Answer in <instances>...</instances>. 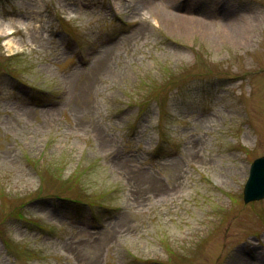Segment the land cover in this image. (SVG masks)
Wrapping results in <instances>:
<instances>
[{
	"label": "rangeland",
	"instance_id": "rangeland-1",
	"mask_svg": "<svg viewBox=\"0 0 264 264\" xmlns=\"http://www.w3.org/2000/svg\"><path fill=\"white\" fill-rule=\"evenodd\" d=\"M15 20L0 264H264V199H243L264 156V0H0Z\"/></svg>",
	"mask_w": 264,
	"mask_h": 264
},
{
	"label": "water",
	"instance_id": "water-1",
	"mask_svg": "<svg viewBox=\"0 0 264 264\" xmlns=\"http://www.w3.org/2000/svg\"><path fill=\"white\" fill-rule=\"evenodd\" d=\"M264 198V157L251 166L250 176L244 189L245 202Z\"/></svg>",
	"mask_w": 264,
	"mask_h": 264
},
{
	"label": "bare ground",
	"instance_id": "bare-ground-1",
	"mask_svg": "<svg viewBox=\"0 0 264 264\" xmlns=\"http://www.w3.org/2000/svg\"><path fill=\"white\" fill-rule=\"evenodd\" d=\"M183 16H181L182 18H180L179 20L182 21L184 24L186 25H190L191 27H198V29L202 30V31H209L212 28L208 25H200L198 23L195 22V16H192V14H181ZM187 15V16H185ZM20 20H15L12 23H5V22H1L0 21V35H10L14 32V28L12 27L11 24H15L17 27H20L22 29H25L24 27V23L23 22H17ZM221 30V29H220ZM221 35H223L224 33L222 31H220ZM17 45V44H16Z\"/></svg>",
	"mask_w": 264,
	"mask_h": 264
}]
</instances>
